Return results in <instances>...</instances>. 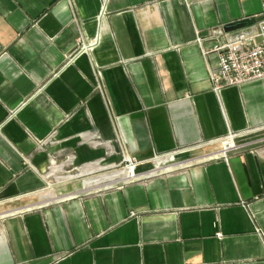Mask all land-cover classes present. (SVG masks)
Returning a JSON list of instances; mask_svg holds the SVG:
<instances>
[{"label": "crops", "instance_id": "0c3cea01", "mask_svg": "<svg viewBox=\"0 0 264 264\" xmlns=\"http://www.w3.org/2000/svg\"><path fill=\"white\" fill-rule=\"evenodd\" d=\"M243 18L264 0H0V264H264V79L216 94L195 42Z\"/></svg>", "mask_w": 264, "mask_h": 264}, {"label": "built area", "instance_id": "2783aa9c", "mask_svg": "<svg viewBox=\"0 0 264 264\" xmlns=\"http://www.w3.org/2000/svg\"><path fill=\"white\" fill-rule=\"evenodd\" d=\"M195 42L205 57L210 53L216 57L215 66L209 69V82L216 94L228 87L264 79V18L233 32H225L222 27L210 29L206 35L197 32ZM206 42L209 43L207 47ZM90 45L91 42L80 46L68 62L82 52L91 51ZM229 141L226 149L235 146ZM140 162L134 157L124 158L120 166L124 180L131 182L139 178L136 168Z\"/></svg>", "mask_w": 264, "mask_h": 264}, {"label": "water", "instance_id": "95a60500", "mask_svg": "<svg viewBox=\"0 0 264 264\" xmlns=\"http://www.w3.org/2000/svg\"><path fill=\"white\" fill-rule=\"evenodd\" d=\"M254 23L255 21L252 18H243V19H238V20L228 22L224 24L222 28L225 32H233L238 29L253 25Z\"/></svg>", "mask_w": 264, "mask_h": 264}, {"label": "rangeland", "instance_id": "374dc122", "mask_svg": "<svg viewBox=\"0 0 264 264\" xmlns=\"http://www.w3.org/2000/svg\"><path fill=\"white\" fill-rule=\"evenodd\" d=\"M119 173H120V171H118V172H114L113 174L110 175V177H111V176L113 177V176H115V175H117V174H119ZM105 176L107 177V176H109V174H108V175H104L103 177H105Z\"/></svg>", "mask_w": 264, "mask_h": 264}, {"label": "bare ground", "instance_id": "6f19581e", "mask_svg": "<svg viewBox=\"0 0 264 264\" xmlns=\"http://www.w3.org/2000/svg\"><path fill=\"white\" fill-rule=\"evenodd\" d=\"M120 173L119 174H124L123 170H119ZM119 174L115 175V176H118ZM118 178V177H117ZM119 179V178H118Z\"/></svg>", "mask_w": 264, "mask_h": 264}]
</instances>
